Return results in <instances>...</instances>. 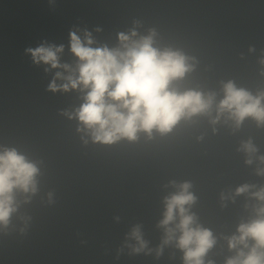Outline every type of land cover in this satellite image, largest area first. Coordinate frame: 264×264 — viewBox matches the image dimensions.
Segmentation results:
<instances>
[{
    "label": "water",
    "instance_id": "95a60500",
    "mask_svg": "<svg viewBox=\"0 0 264 264\" xmlns=\"http://www.w3.org/2000/svg\"><path fill=\"white\" fill-rule=\"evenodd\" d=\"M134 26L141 35L154 28L155 46L195 58L193 70L174 82L181 91H215L219 100L228 80L253 94L264 90V0H0V145L17 148L40 168L39 191L0 228V264H184L174 245L157 257L125 244L136 224L150 248L161 244L157 225L163 197L176 190L172 180L191 182L197 198L191 211L216 237L205 264H225L235 255L227 237L255 217L258 203L235 189L264 186L256 174L264 165L255 158L246 164L238 149L251 139L256 155L264 154V126L251 117L238 129L223 120L213 126L197 115L152 139L140 133L136 141L85 144L78 120L63 114L83 102L81 93L50 91L55 72L63 70L34 63L26 51L63 44L61 63L75 66L70 32L83 39L87 30L92 47L111 48Z\"/></svg>",
    "mask_w": 264,
    "mask_h": 264
},
{
    "label": "clouds",
    "instance_id": "9594fccd",
    "mask_svg": "<svg viewBox=\"0 0 264 264\" xmlns=\"http://www.w3.org/2000/svg\"><path fill=\"white\" fill-rule=\"evenodd\" d=\"M134 25L139 22L134 21ZM156 35L154 28L141 35L134 26L127 33L120 32L118 46L110 48L106 44L92 47L95 41L87 30L83 39L72 31L70 51L78 58L75 66L61 63L63 44L42 43L26 51L31 53L34 63L43 62L51 69L63 70L55 72L48 84L50 91L81 93L83 102L72 110H63V114L78 120L77 132L82 134L85 144L89 139L103 144L121 139L136 141L140 133L152 139L154 133H170L182 120L191 121L197 115L208 117L213 126L223 120L231 121L238 129L249 117L258 126H264V90L253 94L228 80L222 83L223 96L219 100L215 91L194 88L181 91L174 82L193 70L195 58L180 49L155 46ZM249 51L254 49L250 47ZM260 63L264 64V57ZM49 70L45 68L46 72ZM238 150L246 154V164H253L255 158L259 165H264V154L256 155L258 148L251 139L242 141ZM39 174L36 161L15 147L0 145V228H7L21 204L30 202L39 191ZM256 174L264 176V166H258ZM169 184L176 190L163 197L164 211L157 225L164 232L161 244L150 248L140 224L126 234L125 244L134 253L155 251L157 257L165 246L174 245L182 250L184 264H205V256L215 245L216 237L198 223L191 211L197 199L190 191L191 182L172 180ZM242 193L258 202L253 205L255 217L241 222L237 232L227 237L229 249L235 250V255L227 258L225 264H264V186L257 188L245 183L235 189V195ZM18 194H23L22 201ZM227 198L221 194L222 200ZM207 264L214 261L208 260Z\"/></svg>",
    "mask_w": 264,
    "mask_h": 264
}]
</instances>
